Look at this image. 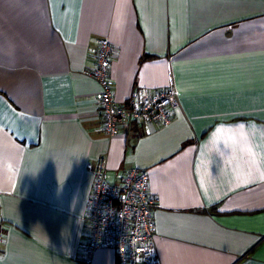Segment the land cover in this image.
I'll list each match as a JSON object with an SVG mask.
<instances>
[{
	"label": "crops",
	"instance_id": "crops-1",
	"mask_svg": "<svg viewBox=\"0 0 264 264\" xmlns=\"http://www.w3.org/2000/svg\"><path fill=\"white\" fill-rule=\"evenodd\" d=\"M99 37L117 102L174 86L169 124L100 131ZM100 155L148 171L161 264H264V0H0V264H85Z\"/></svg>",
	"mask_w": 264,
	"mask_h": 264
},
{
	"label": "built area",
	"instance_id": "built-area-1",
	"mask_svg": "<svg viewBox=\"0 0 264 264\" xmlns=\"http://www.w3.org/2000/svg\"><path fill=\"white\" fill-rule=\"evenodd\" d=\"M95 46V64L85 74L99 85L100 131L114 137L120 128L132 123L169 124L179 107L174 86L133 89L124 103L117 102L110 74L113 47L105 37L97 38ZM157 204L158 195L150 190L147 170L130 168L112 183L107 158L100 155L93 163L86 201L87 238L75 245L81 260L91 264L96 251L110 249L118 264H161L154 218Z\"/></svg>",
	"mask_w": 264,
	"mask_h": 264
}]
</instances>
